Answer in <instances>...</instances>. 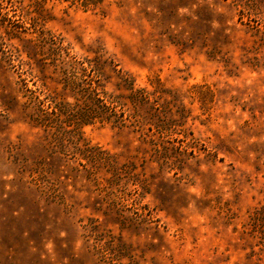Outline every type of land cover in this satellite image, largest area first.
<instances>
[{
	"label": "rangeland",
	"instance_id": "374dc122",
	"mask_svg": "<svg viewBox=\"0 0 264 264\" xmlns=\"http://www.w3.org/2000/svg\"><path fill=\"white\" fill-rule=\"evenodd\" d=\"M0 264H264V0H0Z\"/></svg>",
	"mask_w": 264,
	"mask_h": 264
}]
</instances>
